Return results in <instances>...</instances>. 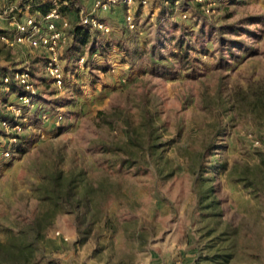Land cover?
Listing matches in <instances>:
<instances>
[{
  "label": "rangeland",
  "instance_id": "rangeland-1",
  "mask_svg": "<svg viewBox=\"0 0 264 264\" xmlns=\"http://www.w3.org/2000/svg\"><path fill=\"white\" fill-rule=\"evenodd\" d=\"M96 2L64 16L63 89L44 49L0 43V119L16 118L3 74L28 71L37 92L20 116L26 145L0 159V243H35L32 264H264V0H183L161 19V0ZM23 4L0 0V34L41 17ZM82 15L110 30L86 29L69 58ZM173 36L190 45L188 67Z\"/></svg>",
  "mask_w": 264,
  "mask_h": 264
},
{
  "label": "built area",
  "instance_id": "built-area-1",
  "mask_svg": "<svg viewBox=\"0 0 264 264\" xmlns=\"http://www.w3.org/2000/svg\"><path fill=\"white\" fill-rule=\"evenodd\" d=\"M140 5L146 6L148 0H137ZM202 1V0H197ZM211 1V0H210ZM136 3V0H97L95 3V11H106L111 5H122L131 7ZM55 8L44 16L36 19L32 16L26 18L22 23L16 24V29L12 36L10 34H0V43L15 46L26 44L33 49H44L47 54L45 63V71L52 80V83L58 88L65 87V74L59 63V50L67 44V37L65 30L70 27V24L65 20L64 16L59 12L56 2ZM183 18H187L186 12ZM128 27L130 29L136 27L134 18L129 14L126 18ZM81 26L92 31H103L108 33L109 27L95 15H82ZM76 63L82 66L85 63L84 56H78ZM2 84L8 90L11 87H19L22 90L21 94L16 95V101L11 103L10 109L15 114L14 120L5 118L0 119V159L10 160L13 156L19 153L18 145L24 126L28 125L27 119L20 117L25 110H31L35 107L37 92L32 82L30 73L28 71L12 70L9 73L3 74L1 78ZM20 117V118H19ZM46 119L47 114L44 113L40 119ZM37 135L42 134V127L35 129ZM5 137V143L1 140ZM136 264H151L147 261H141Z\"/></svg>",
  "mask_w": 264,
  "mask_h": 264
},
{
  "label": "trees",
  "instance_id": "trees-1",
  "mask_svg": "<svg viewBox=\"0 0 264 264\" xmlns=\"http://www.w3.org/2000/svg\"><path fill=\"white\" fill-rule=\"evenodd\" d=\"M25 5L26 3L30 2V12L32 13H38L40 16L44 17L48 15L52 9L55 8L54 3L51 1L43 0L42 2L34 3L35 0H23ZM63 2H68V5H61L58 10L59 12L65 16L69 13L72 12H77L78 13V8L74 7V4L76 3V0H63ZM162 7L161 8V13L159 16V19L162 18V15L168 10L174 8V6L177 4H180L181 9H186L187 8V3L183 2V0H161ZM248 24H245L247 26ZM173 29H180L181 25L178 23L173 24L172 26ZM87 28L77 25L73 31L74 35V40L75 45L72 47H69L68 52L70 53L69 58L72 57L74 52L77 50L78 47H84L87 46L92 38V34L86 30ZM184 34V33H183ZM185 36H180V37H175L173 36L170 41L175 42L176 46L178 47L179 51L176 53H171V57L176 60V62L183 67H188L190 64V45L184 43ZM107 48L110 47L108 43L105 44ZM119 48H122L120 44L117 45ZM92 52H96V49L94 45L91 47ZM155 48V49H154ZM153 48V56L157 57L159 60H163L164 56L161 54L155 53L156 47ZM15 89L16 93L21 94L22 90L19 87H14L13 90ZM23 145H26V143H20L18 145L19 151L23 147ZM120 165L123 167H133L135 164L131 162L128 159H123L120 162ZM81 224H84V221L80 222ZM36 253V248H35V243H29L27 246L21 249H13L11 245L3 244L0 243V264H21L24 262V264H32V261L35 259V254Z\"/></svg>",
  "mask_w": 264,
  "mask_h": 264
}]
</instances>
